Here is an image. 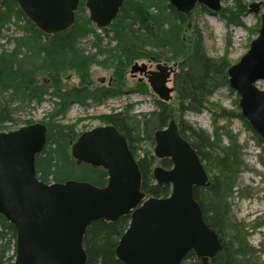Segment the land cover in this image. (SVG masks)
I'll return each mask as SVG.
<instances>
[{
  "label": "water",
  "instance_id": "1",
  "mask_svg": "<svg viewBox=\"0 0 264 264\" xmlns=\"http://www.w3.org/2000/svg\"><path fill=\"white\" fill-rule=\"evenodd\" d=\"M2 0H0L1 3ZM25 16L43 33L54 34L74 22L79 0H15ZM123 0H85L90 21L106 28ZM181 13L190 15L197 5L216 13L221 0H169ZM256 10V9H255ZM249 11V10H248ZM157 63L155 69L135 62L129 72L145 75L159 100L172 99L168 86L174 67ZM228 85L238 97L241 115L264 144V10L257 36L246 53L227 68ZM46 142L41 122L0 131V214L16 229L15 258L11 264H85L83 238L97 219L114 221L129 216L119 238L116 256L126 264H180L193 250L204 264L221 249L217 233L203 220L193 197L194 186L209 183L198 155L177 131L174 119L155 132L153 154L170 157L169 169L156 166L157 183L170 185L168 196L146 197L141 173L124 136L110 125L82 132L72 145L76 162L103 167L105 186L88 181L46 183L36 176L35 157Z\"/></svg>",
  "mask_w": 264,
  "mask_h": 264
},
{
  "label": "trees",
  "instance_id": "2",
  "mask_svg": "<svg viewBox=\"0 0 264 264\" xmlns=\"http://www.w3.org/2000/svg\"><path fill=\"white\" fill-rule=\"evenodd\" d=\"M232 3V6L223 8L225 11L223 15L227 23H236L235 17H241L246 12V7L241 0H232ZM84 4L85 0H79L73 24L68 29L54 34L41 32L24 15L15 0H2L0 8H15L17 14L23 18L31 38H22L20 44L21 41L28 44L25 39L32 40L33 38L41 41L43 38L46 43H53L55 53L61 55L66 50L70 51L75 48L76 40L74 39L79 35L77 34V13L85 11ZM81 6H84V10ZM149 8L150 11L151 8L154 11L150 12ZM193 11L208 12L209 10L201 5L196 6ZM191 14L186 15L178 12L169 0H123L113 21L107 28H103L111 31L117 42L115 47L118 53V65L115 66V75H113L116 90H121L125 84L123 73L126 72V68L130 64L138 62L137 60L152 58L155 62H175L178 69L173 75L172 82L176 93V109L179 112L203 108L214 117L232 118L237 116L253 132L259 143H263L261 138L248 126L241 112L220 108L210 100V95L217 87L229 86L227 68L230 64L223 60H217L206 53L202 35L197 28L186 40L184 32L190 27ZM86 22L91 24L90 19H87ZM135 24H137V28ZM141 29H143V36L140 34ZM146 45H150L151 50H147ZM83 58L81 63L76 65L79 79L76 85L67 86L64 83L63 79L67 76L64 73H59L57 65L52 64L51 70H48L49 75L47 76L52 81V93L57 98L60 107L70 102L85 104L86 99L97 100L113 91L110 87H94L93 89L89 87L91 84L88 66L85 64L89 58ZM11 59L6 52L0 55V131L6 123L14 121V111L8 104L9 95L11 98L15 94L22 93L24 96L36 97L41 95L46 88V85L37 78V73H45L43 70L38 71L35 65L24 67L25 64H20L24 57L18 63ZM60 68L64 70V68ZM138 84L139 82L136 85ZM142 87L148 86L143 84ZM169 101L158 99L156 109L145 114L142 118V131L147 135L150 145L155 144V132L166 127L173 119V108ZM61 109L57 110L51 118L40 121L46 128V142L41 152L35 157L37 178L46 183L73 179L88 181L99 187L105 186L108 181V173L103 167L85 161L76 162V158L72 154V145L83 131L77 132L72 125L56 121L55 116L61 112ZM96 118L101 122L100 125H110L124 136L127 147L139 167L141 189L145 196L158 198L168 196L171 191L170 185L157 183L153 170L156 166L169 169L172 166V159L170 157L157 159L148 151L141 156L136 154L137 125L133 123V118L128 114V111L104 113ZM174 122L180 136L190 143L198 155L209 181L203 187L194 186L192 189L193 197L200 206L203 220L217 233L221 242V249L213 258H209L207 264H252L256 262L255 250L245 240L246 232L243 224L236 223L231 227L229 219L232 216L230 213L228 214V207L224 206L227 204V196H224L226 189L223 188L221 177L233 170L235 158L241 152L240 146L231 144L230 147H222L216 143L217 141L210 140L202 129L186 123L183 119H174ZM29 123H31L29 120H23L21 125ZM262 147L264 149V144ZM207 155L214 156L215 175L219 174V176L209 177L205 165ZM237 176L236 173L233 184ZM230 185L232 182L228 184V188ZM129 220L127 215L120 216L114 221L94 220L87 227L83 238V247L87 254L85 264H126L116 256L115 248L119 238L126 230ZM262 224H264V220H258L256 223L257 226ZM15 250L16 229L0 214V264H11L15 257ZM180 264L204 263L201 257L190 250Z\"/></svg>",
  "mask_w": 264,
  "mask_h": 264
},
{
  "label": "rangeland",
  "instance_id": "3",
  "mask_svg": "<svg viewBox=\"0 0 264 264\" xmlns=\"http://www.w3.org/2000/svg\"><path fill=\"white\" fill-rule=\"evenodd\" d=\"M241 1L246 7V12L241 17H235L236 23H227L223 15L225 14L223 8L232 6V0H221V11L216 13H212L208 8V12L193 11L190 27L184 32L186 40L197 28L202 35L204 48L209 56L223 60L230 65L237 62L248 50L251 40L257 36L260 14L264 10V0ZM84 6H81L83 10ZM151 11L154 9L151 8ZM77 17V34L79 35L74 39L76 40L75 48L58 55L55 53V45L51 42L50 44L46 43L43 38L40 39L41 41L33 38L32 40L25 39L28 44L24 41H21L20 44L22 38H31L23 18L17 14L15 8H0V55L6 52L16 63L23 60L24 57L20 64H25L24 67L35 65L38 71L43 70L44 74L37 73L38 75H36L39 81L46 85L44 92L36 97L24 96L22 93L15 94L11 98L9 95L8 104L14 111V121L6 123L1 130L16 129L21 126L23 120H29L31 123L46 120L62 108L61 112L55 116L56 121L70 124L75 131L81 132L100 125L101 122L96 117L101 114L127 110L133 118V123L137 125L136 154L141 156L147 151L153 154L154 144H149L147 135L142 131V118L145 114L156 109L158 97L153 93L146 80L139 82L137 78L139 75L135 78L130 76L129 69L132 64L123 73L125 84L122 89L116 90L113 75H115L114 68L118 65V53L114 34L108 29L98 28L92 22L89 25L86 22L89 19L86 6L85 11L77 13ZM135 27H138L137 24ZM140 34L143 36V29L140 30ZM145 48L151 50L150 45H146ZM83 57L89 58L85 61L91 84L89 87L91 89L110 87L113 91L97 100L86 99L85 104L70 102L60 107L57 98L52 93V81L47 76L49 75L48 70H51L52 64L57 65L59 73H64L67 76L63 79L64 83L67 86L76 85L79 82L76 65L81 63ZM137 61L149 64V59ZM138 82L139 84L136 85ZM143 84H147L148 87H142ZM172 84L169 82L168 86H172ZM257 86L264 89V79L258 81ZM175 98L176 93L173 91L172 99L169 101L173 108V119H183L186 123L202 129L210 140L217 141L216 143L222 147H230L231 144L240 146L241 152L235 158L233 170L221 177L223 188L226 189L224 196H227V204L224 206L228 207V214L230 213L232 216L229 219V225L232 227L236 223L243 224L246 232L245 240L253 250L257 251H254V255L255 253L257 255L256 262L252 264H264V224L256 225L258 220H264L263 143H259L253 132L245 126L239 117H214L203 108L186 110L181 113L176 109ZM210 100L220 108L241 112L238 105L239 97L229 86L217 87L210 95ZM207 156L205 165L209 177L219 176V174L215 175L214 156ZM236 173L238 176L233 184ZM230 182L232 185L228 188Z\"/></svg>",
  "mask_w": 264,
  "mask_h": 264
},
{
  "label": "flooded vegetation",
  "instance_id": "4",
  "mask_svg": "<svg viewBox=\"0 0 264 264\" xmlns=\"http://www.w3.org/2000/svg\"><path fill=\"white\" fill-rule=\"evenodd\" d=\"M157 63H162V64H165V65H168V66H172L173 64H176L175 62L174 63H167V62H164V61H162V62H153V59L151 58V59H149V64H147V69H155V65L157 64ZM177 65V64H176ZM175 69H174V71L171 73V75H170V81L169 82H172V78H173V75H174V73L177 71V69H178V65L176 66V67H174ZM137 75H139L137 78H138V81L139 82H141V81H143V80H146V76L145 75H140V74H136V75H130L132 78H135V76H137ZM146 82H147V80H146ZM173 83V82H172ZM172 87H173V84H172Z\"/></svg>",
  "mask_w": 264,
  "mask_h": 264
}]
</instances>
